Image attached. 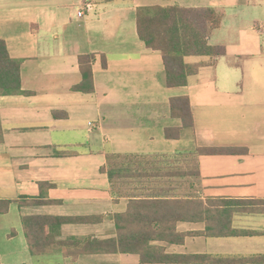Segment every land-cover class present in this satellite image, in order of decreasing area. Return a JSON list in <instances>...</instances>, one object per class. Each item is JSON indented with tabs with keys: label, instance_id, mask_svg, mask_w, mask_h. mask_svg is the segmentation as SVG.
Returning a JSON list of instances; mask_svg holds the SVG:
<instances>
[{
	"label": "crops",
	"instance_id": "crops-1",
	"mask_svg": "<svg viewBox=\"0 0 264 264\" xmlns=\"http://www.w3.org/2000/svg\"><path fill=\"white\" fill-rule=\"evenodd\" d=\"M170 5L224 10L209 43L226 48L223 56L187 57L199 70L172 88L162 53L137 30L141 8ZM0 38L22 61L28 92L0 95V199L13 200L0 214V264H209L143 263L137 253L74 261L61 248L33 256L23 217H97L53 228L56 240H106L118 236L116 214L130 206L142 213L137 204L149 198L264 200V0H0ZM83 54L96 56L91 92L74 89ZM177 96L189 97L194 125L169 139L166 128L181 125L170 107ZM198 148L234 151L200 155L197 184L195 161L175 156ZM110 154L157 156V176L148 177L141 158L112 181L102 171ZM33 198L51 203L19 202ZM237 208L211 206V225L240 235H209L205 221H178L177 232L188 234L183 243L149 244L177 256H264V212Z\"/></svg>",
	"mask_w": 264,
	"mask_h": 264
},
{
	"label": "trees",
	"instance_id": "trees-1",
	"mask_svg": "<svg viewBox=\"0 0 264 264\" xmlns=\"http://www.w3.org/2000/svg\"><path fill=\"white\" fill-rule=\"evenodd\" d=\"M224 10L214 7H184L179 5L157 6L154 8H141L138 11L137 30L140 39L152 50L160 51L163 56L166 84L168 87L186 86L189 78L196 74L200 65L190 64L187 57L197 56H223L226 48L220 45H211L209 37L212 32L221 26ZM95 54H83L79 56V65L83 80L74 87L77 91H94L93 63ZM22 61L10 55L5 40L0 38V95L27 94L22 89L21 76ZM107 61L104 58V66ZM172 115L181 119V125L167 127L166 137L178 139L181 130L194 125L191 103L188 96L173 97L170 101ZM2 129L0 127V141H2ZM228 149L198 148L190 153L177 154L178 158L191 157L196 164L197 184H200L198 158L202 154H221L233 152ZM145 159L153 173L148 177L152 179L157 174V156H137L110 154L108 165L102 167V171L108 172L112 181L125 175L126 167L131 170L139 161ZM181 168V167H180ZM156 185V180L150 181ZM155 196V195H153ZM157 196V195H156ZM159 196V195H158ZM149 198L137 204V209L144 208L142 213L128 212L115 215L118 236L112 239L99 240L86 237L84 240H56L53 228L68 222H92L97 217L79 216L62 217L48 215H29L23 217V225L29 248L33 256L52 252L56 248L64 250L67 257L74 261L82 255L103 253H137L143 263H209V264H254L264 263V256L231 257L210 255H186L177 256L166 254L163 249L153 247L151 240H165L174 243H183L186 235L176 230L178 221H205L206 233L209 235H240L244 232L215 229L211 225V218L215 215L211 206H224L236 204L238 211L264 212V200H215L204 202L198 198ZM20 204L37 205L51 203L49 200L26 199L20 200ZM13 200L0 199V214L7 213ZM145 206V207H139ZM146 212H153L145 215ZM218 215V212H216ZM102 217H99L100 220ZM143 225L139 226V219ZM138 221L137 223H135ZM145 222V223H144ZM153 223L158 225L152 227ZM251 233V232H248Z\"/></svg>",
	"mask_w": 264,
	"mask_h": 264
},
{
	"label": "built area",
	"instance_id": "built-area-1",
	"mask_svg": "<svg viewBox=\"0 0 264 264\" xmlns=\"http://www.w3.org/2000/svg\"><path fill=\"white\" fill-rule=\"evenodd\" d=\"M89 6V4H87V7ZM84 14V10L83 9H81L80 11H79V15L80 16H82Z\"/></svg>",
	"mask_w": 264,
	"mask_h": 264
}]
</instances>
